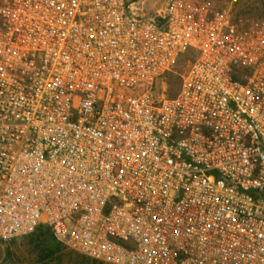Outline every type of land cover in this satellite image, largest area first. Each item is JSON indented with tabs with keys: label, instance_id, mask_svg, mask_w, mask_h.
Instances as JSON below:
<instances>
[{
	"label": "built area",
	"instance_id": "built-area-1",
	"mask_svg": "<svg viewBox=\"0 0 264 264\" xmlns=\"http://www.w3.org/2000/svg\"><path fill=\"white\" fill-rule=\"evenodd\" d=\"M136 2L0 0V240L264 264V16Z\"/></svg>",
	"mask_w": 264,
	"mask_h": 264
},
{
	"label": "rangeland",
	"instance_id": "rangeland-1",
	"mask_svg": "<svg viewBox=\"0 0 264 264\" xmlns=\"http://www.w3.org/2000/svg\"><path fill=\"white\" fill-rule=\"evenodd\" d=\"M137 1L136 6L142 9L143 12L154 15L156 10L163 4L164 0H133ZM218 7H230L231 10L241 17L244 21H253L264 16V0H211ZM192 57L191 53L181 58L177 65V73L182 71ZM170 84L168 93L175 94L180 83L178 74L174 73L169 77ZM32 233V232H31ZM19 236L10 241L0 240V264H5L7 261L29 262L36 264V253L29 243L30 234ZM61 244V264H78L77 255L87 257L84 254L76 251L64 243ZM89 258V257H88ZM57 264V263H53ZM88 264H108L103 261L88 259Z\"/></svg>",
	"mask_w": 264,
	"mask_h": 264
},
{
	"label": "trees",
	"instance_id": "trees-1",
	"mask_svg": "<svg viewBox=\"0 0 264 264\" xmlns=\"http://www.w3.org/2000/svg\"><path fill=\"white\" fill-rule=\"evenodd\" d=\"M29 243L36 253V264H61V244L49 227L38 226L30 234ZM88 259V257L77 255L78 264H88Z\"/></svg>",
	"mask_w": 264,
	"mask_h": 264
}]
</instances>
